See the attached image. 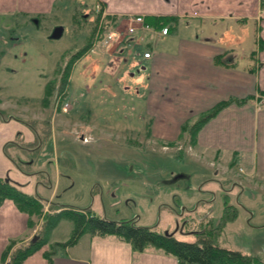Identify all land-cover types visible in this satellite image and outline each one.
<instances>
[{
	"label": "rangeland",
	"instance_id": "obj_1",
	"mask_svg": "<svg viewBox=\"0 0 264 264\" xmlns=\"http://www.w3.org/2000/svg\"><path fill=\"white\" fill-rule=\"evenodd\" d=\"M95 2L60 0L43 15L0 14V122L11 119L20 132L4 152L24 174L35 175L37 190L28 194L44 200V213L53 202L113 221L134 219L161 232L185 221V233L176 231L183 241L197 238L191 232L217 227L218 246L264 262V178L249 174V153L233 159L229 149L217 156L211 147L192 144L183 124L201 115L170 129L151 126L149 69L133 63L142 60L149 31L137 28L126 47L125 38L113 36L105 48L103 38L123 30L128 18L96 12ZM184 25L181 20L178 35L187 33ZM248 25L245 43L253 45L257 27ZM56 26L62 34L50 38ZM202 27L213 23L203 21ZM176 114L172 121L184 118ZM23 129L34 140L25 139ZM4 177L12 179L8 171ZM17 187L25 192V185ZM225 196L234 218L222 223ZM32 222L37 236L41 218ZM70 228L61 219L49 240L70 236Z\"/></svg>",
	"mask_w": 264,
	"mask_h": 264
},
{
	"label": "crops",
	"instance_id": "obj_2",
	"mask_svg": "<svg viewBox=\"0 0 264 264\" xmlns=\"http://www.w3.org/2000/svg\"><path fill=\"white\" fill-rule=\"evenodd\" d=\"M59 1L0 0V14L33 12L43 15L49 13ZM95 1V4L101 5L103 13L115 12L127 18L141 15L151 27L155 26L152 22H146L148 19L170 20L166 25L169 28L166 35H156L147 30L148 48L144 52L148 51L150 57L144 58L143 52L142 60L133 62L136 66L145 64L149 69L146 72L148 101L155 103L154 107L150 106L149 114L154 116L151 126L170 129L171 125H182V121L191 116H202L218 103L231 99L244 101L241 104H227L209 119L196 135V146L200 149L211 147L217 156L222 149H229L233 159L241 152L249 153V174L260 173L264 178V2ZM181 20L185 21L183 30L187 33L184 35L177 34ZM203 21H211L213 27L203 28ZM249 23H255L257 27L256 43L253 45L245 43V37L250 36V29L247 31ZM193 26L200 28L191 29ZM155 29L158 31L159 27ZM203 32L206 38L200 40ZM158 39L164 42L162 48L157 47ZM155 40L157 43L154 44ZM123 47L122 51L125 49ZM260 99H263L261 104L258 103ZM176 111L184 115L182 120H171L173 115H177ZM17 129L11 119L0 122V177H4L8 171L12 182L25 185V192L31 193L38 186L35 175L30 177L24 174L4 152L6 142L17 132L20 133ZM23 131L25 139L34 140L32 131ZM232 162L236 165V161ZM28 219V215L19 211L11 200L0 201V263L4 256L2 263L7 264L14 250L34 237L35 229L28 228ZM174 236L179 239L176 234ZM68 238H52L18 264H178L172 255L150 247L142 251L134 250L130 243L113 235L98 237L84 233L69 246L54 250L50 248L54 241L63 242ZM11 243L13 245L4 255ZM46 252L51 255L46 257Z\"/></svg>",
	"mask_w": 264,
	"mask_h": 264
},
{
	"label": "trees",
	"instance_id": "obj_3",
	"mask_svg": "<svg viewBox=\"0 0 264 264\" xmlns=\"http://www.w3.org/2000/svg\"><path fill=\"white\" fill-rule=\"evenodd\" d=\"M146 22H152L155 27H162L169 24L167 19H148ZM169 29V28H168ZM64 77L65 72H64ZM65 80V79H64ZM48 88L45 91L47 95ZM236 102V104L244 103V101L231 99L216 104L208 112L197 118L195 121H186L183 125L184 132H189L192 137V144L196 145V135L200 128L212 117H214L224 106ZM233 163V162H232ZM231 163V164H232ZM17 165V163H16ZM11 180L0 177V201L4 199L11 200L16 208L28 215V228L36 226V222H32V217L41 218L40 232L34 236V242H27L23 246L16 248L11 255L10 264H18L28 255L43 246L49 241L51 230L63 220H69L72 224L71 233L66 241H54L51 249L57 247H66L77 240L79 236L86 233L92 236L104 237L107 235L116 236L131 244L132 248L142 251L145 248H153L166 254L174 256L178 264H264L257 257L243 254L237 250L227 249L218 246L215 241L217 227L212 229H202L193 232L197 238L194 241H183L177 239L173 234H164L153 226H142L136 224L134 219L113 221L105 217L96 216L88 209L67 208L64 205L51 203L52 210L48 213L43 211V199L38 195L23 192L14 185ZM43 215V216H42ZM234 211L231 204L225 196L222 223L232 220ZM13 244H9L4 255L8 252ZM46 257L51 255L50 252L45 253ZM5 257L3 256L1 263Z\"/></svg>",
	"mask_w": 264,
	"mask_h": 264
},
{
	"label": "built area",
	"instance_id": "obj_4",
	"mask_svg": "<svg viewBox=\"0 0 264 264\" xmlns=\"http://www.w3.org/2000/svg\"><path fill=\"white\" fill-rule=\"evenodd\" d=\"M264 1V0H262ZM100 9V5L96 4L95 5V10L99 11ZM138 27H140L143 30H151L153 31L154 34L156 35H166L168 32V28L167 26H162L159 28V30H153L149 24H146L144 21L143 16L141 15H135L133 17H130L127 20V25L125 26V28L123 30L117 28L115 29V31H111L108 35L107 38H103V43L105 45V48H107L110 44L109 40L113 39V36H116L115 38H120V36H122L123 38H125L126 35L132 34ZM143 57L144 58H148L150 57V53L149 52H144L143 53ZM263 102V99L259 101V104H261Z\"/></svg>",
	"mask_w": 264,
	"mask_h": 264
},
{
	"label": "water",
	"instance_id": "obj_5",
	"mask_svg": "<svg viewBox=\"0 0 264 264\" xmlns=\"http://www.w3.org/2000/svg\"><path fill=\"white\" fill-rule=\"evenodd\" d=\"M63 27L62 26H56L53 28L52 32L50 33V38L56 39L59 38L62 34ZM167 231H164V234H167ZM35 240V237L32 238V241Z\"/></svg>",
	"mask_w": 264,
	"mask_h": 264
},
{
	"label": "flooded vegetation",
	"instance_id": "obj_6",
	"mask_svg": "<svg viewBox=\"0 0 264 264\" xmlns=\"http://www.w3.org/2000/svg\"><path fill=\"white\" fill-rule=\"evenodd\" d=\"M32 21V20H31ZM36 21V19H35ZM235 185V182L233 183ZM198 204V203H197ZM184 221V220H183ZM186 222L184 221L182 224H180L178 227L176 226V229L173 231L174 234H176V231L179 232L180 234H184L185 231H184V226H185ZM199 230L195 231V232H198Z\"/></svg>",
	"mask_w": 264,
	"mask_h": 264
}]
</instances>
